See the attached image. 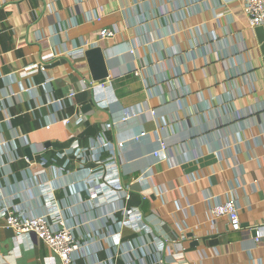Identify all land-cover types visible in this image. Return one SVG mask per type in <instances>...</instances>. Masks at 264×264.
<instances>
[{"label": "crops", "instance_id": "obj_1", "mask_svg": "<svg viewBox=\"0 0 264 264\" xmlns=\"http://www.w3.org/2000/svg\"><path fill=\"white\" fill-rule=\"evenodd\" d=\"M245 4L0 0V209L41 214L40 185L48 182L82 243L76 264H264V49ZM103 28L116 35L97 42ZM85 43L102 47L110 74L93 93L83 84L84 54H75ZM60 58L67 61L45 66ZM86 104L91 110L82 113ZM79 112L83 125L62 121ZM99 136L108 144L102 156L117 160L130 192L127 206L140 211L149 233L122 227L120 213L102 225L111 208L87 202L92 166L69 157L63 167L58 153L73 140L87 146ZM161 147L168 156L155 159ZM227 200L238 209V231L210 212ZM0 264L60 262L0 217Z\"/></svg>", "mask_w": 264, "mask_h": 264}, {"label": "built area", "instance_id": "obj_2", "mask_svg": "<svg viewBox=\"0 0 264 264\" xmlns=\"http://www.w3.org/2000/svg\"><path fill=\"white\" fill-rule=\"evenodd\" d=\"M244 13L248 17L252 28L261 27L264 30V0H246ZM101 19L102 15H96L93 20L99 22ZM115 35V30L103 28L98 33L97 42L112 40ZM88 48L90 49L89 44L85 43L76 50L75 54L79 53L83 56ZM260 67L264 74V55ZM138 74V71L134 72V75ZM83 84L89 88L86 81ZM100 86L102 89L112 88L111 84L104 85L101 83ZM71 97H73V94L69 95V98ZM129 116V113L126 112L121 121H127ZM62 121L65 124L73 123L81 126L86 122V115L79 112L76 116L65 117ZM49 127L50 125L46 126V129ZM108 129V125H105L102 131L107 132ZM144 135L145 132H141L139 137ZM107 145L103 136L93 139L87 146H81L77 140H73L58 155L65 160L63 167H66L70 162L69 157L74 158L79 168L83 169L89 164L92 166L90 168L91 172L85 181L87 202L93 209L111 208V211L105 212L100 217L102 225H106L108 219L114 213H120L122 227L136 233H149V229L142 222L140 211L127 206V202L130 200V192L122 184L117 160L112 156H102V151ZM117 147L122 148L123 143H118ZM45 151L44 147L39 150V156H41L39 164L42 166L41 171L38 172L40 175L44 173L43 167L46 165V161L42 157ZM152 156L155 159H165L168 153L164 147H161L153 152ZM143 179L144 177L139 175L137 178H133L132 182H141ZM40 196L44 211L38 215L28 216L24 212L11 207L0 209V217L4 218L5 227L12 230L16 236L34 234L37 240L55 254L60 264H76V254L79 252L82 243L75 237L73 228L67 223L48 182L41 183ZM210 212L215 219L225 218L232 231L241 229L238 209L234 201L218 202L211 207ZM259 241V236H256L255 242L258 243ZM152 244L157 254L163 251L162 244L158 240H152Z\"/></svg>", "mask_w": 264, "mask_h": 264}, {"label": "water", "instance_id": "obj_3", "mask_svg": "<svg viewBox=\"0 0 264 264\" xmlns=\"http://www.w3.org/2000/svg\"><path fill=\"white\" fill-rule=\"evenodd\" d=\"M256 37L258 43L262 46L264 49V30L261 27H257L255 29ZM84 58L86 61V65L88 68V72L90 75V80H86L89 88L91 89V92L93 93L94 88L102 81H105L109 78V70L108 65L105 58V53L103 52L102 47L97 46L90 49H87L84 52ZM64 59V61H67L65 58H60L59 60L50 61L45 64L46 67L53 68L55 66H58L59 61ZM93 103V100H92ZM91 110V104H86L81 108L82 113H86ZM49 145V144H47ZM46 145V146H47ZM26 154L30 156V149L27 148L25 150ZM258 230H253L252 234L255 236L257 235ZM32 239H36L34 234H31ZM194 246H197V241H193Z\"/></svg>", "mask_w": 264, "mask_h": 264}]
</instances>
